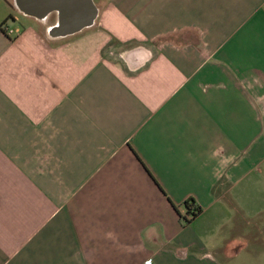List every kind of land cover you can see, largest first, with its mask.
I'll return each mask as SVG.
<instances>
[{"label": "crops", "instance_id": "0c3cea01", "mask_svg": "<svg viewBox=\"0 0 264 264\" xmlns=\"http://www.w3.org/2000/svg\"><path fill=\"white\" fill-rule=\"evenodd\" d=\"M98 6L0 0V264H264V0Z\"/></svg>", "mask_w": 264, "mask_h": 264}, {"label": "water", "instance_id": "95a60500", "mask_svg": "<svg viewBox=\"0 0 264 264\" xmlns=\"http://www.w3.org/2000/svg\"><path fill=\"white\" fill-rule=\"evenodd\" d=\"M70 0H17L18 6L25 14L43 19L52 11H60L59 25L52 29L53 36L71 35L91 26L98 18V6L95 0H84V16L70 9Z\"/></svg>", "mask_w": 264, "mask_h": 264}, {"label": "rangeland", "instance_id": "374dc122", "mask_svg": "<svg viewBox=\"0 0 264 264\" xmlns=\"http://www.w3.org/2000/svg\"><path fill=\"white\" fill-rule=\"evenodd\" d=\"M101 0H95V2H96V5L98 6V3L100 2ZM104 1H107V0H104ZM99 7V6H98ZM100 17L96 20L97 21V23H99L100 21ZM96 23V22H95ZM94 24V23H93ZM92 24V25H93ZM91 25V26H92ZM91 26H89L88 27V30L87 31H89V29H90V27ZM96 28V27H95ZM39 31H40V34L42 35V36H48L49 37V33H48V29H47V25L46 24H41L40 23V25H39ZM94 29V28H93ZM136 44V42H131L129 45H127L128 47L130 46V47H132V46H134ZM127 46H124V45H114V47H113V49H109V51L111 50V52H112V54L113 53H115V54H118L119 52H121L122 50H123V48L125 49ZM261 223H264V215H262L261 216ZM264 248V247H263ZM261 250V248H259V251ZM262 250H264V249H262ZM258 251V252H259ZM249 253H251V255H252V250H250L248 253H247V256H246V258L247 259H249L250 260V258H251V256L249 255ZM261 254H262V256L259 258V256L258 257H256V258H258V260L259 259H263L264 260V251H261ZM253 258H255V256H253ZM255 258V259H256ZM248 260V262H247V264H253V262L252 261H249Z\"/></svg>", "mask_w": 264, "mask_h": 264}, {"label": "trees", "instance_id": "16d2710c", "mask_svg": "<svg viewBox=\"0 0 264 264\" xmlns=\"http://www.w3.org/2000/svg\"><path fill=\"white\" fill-rule=\"evenodd\" d=\"M186 207H187V215L192 216L191 219L185 218L186 222H190L192 219L197 217L202 212V209H203L202 207L196 205L193 199H189L186 202Z\"/></svg>", "mask_w": 264, "mask_h": 264}, {"label": "built area", "instance_id": "2783aa9c", "mask_svg": "<svg viewBox=\"0 0 264 264\" xmlns=\"http://www.w3.org/2000/svg\"><path fill=\"white\" fill-rule=\"evenodd\" d=\"M8 31H9V35H12V34H14V33H15V31H14V30H11V29H9ZM189 218L191 219V218H192V216H191V215H189V216H188V219H189ZM149 262H150V261H149ZM151 263H152V262H151Z\"/></svg>", "mask_w": 264, "mask_h": 264}]
</instances>
